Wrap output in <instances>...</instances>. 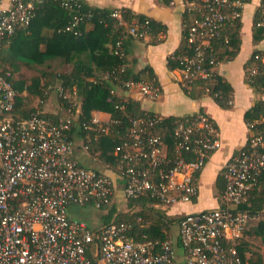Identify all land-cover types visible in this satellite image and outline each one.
<instances>
[{
  "label": "built area",
  "instance_id": "built-area-1",
  "mask_svg": "<svg viewBox=\"0 0 264 264\" xmlns=\"http://www.w3.org/2000/svg\"><path fill=\"white\" fill-rule=\"evenodd\" d=\"M42 1L10 0L8 7H2L0 0V46L17 29L28 26ZM157 1L180 5L191 14L183 25L189 50L177 57L180 88L188 92L198 79L214 81L221 44L228 42L226 28L240 21L243 1ZM60 3L75 12L65 30L74 29L87 16L79 11V0ZM111 15L121 20L119 10ZM253 25L264 29V0ZM127 33L146 36L136 24ZM115 53L123 55L121 40L115 43ZM253 59L264 62V53H255ZM247 70L250 78L258 66ZM120 88L151 99L159 96V87L146 80L123 79ZM111 93L118 96L115 90ZM18 94L10 71L0 69V264H253L250 253L242 257L236 244L251 221H264V209L250 212L242 207L264 174V133L253 132L264 116L246 121V144L223 165L218 206L176 215L174 236L137 241L131 235L132 224L116 221V213L137 209L138 204L129 207L128 201L140 198L166 213L173 205L192 202L199 192L197 176L220 146L212 118L202 111L185 115L174 120L171 134H166L164 116L128 113L125 102L130 98L118 96L114 108L121 117L102 120L92 114L84 125L98 128L101 134H94L95 140L111 125L125 129L118 134L114 162H102L93 145L71 134L80 111L74 87L71 93L59 91L67 105L60 101L56 113L38 108L25 118L14 112ZM231 102L230 98L227 103ZM112 206L116 213L105 221L102 217ZM73 208L102 214L90 224L71 216Z\"/></svg>",
  "mask_w": 264,
  "mask_h": 264
},
{
  "label": "trees",
  "instance_id": "trees-1",
  "mask_svg": "<svg viewBox=\"0 0 264 264\" xmlns=\"http://www.w3.org/2000/svg\"><path fill=\"white\" fill-rule=\"evenodd\" d=\"M61 0H43L36 4L35 13L28 26L17 29L0 46V69L10 71L11 79L19 94L15 102L14 112L20 117H28L31 112L41 109L42 103L47 100L50 91L57 93L58 101L66 104V99L59 96V91L71 93L72 88L76 89L80 101V111L77 120L73 122L71 134H77L83 141L95 147L99 159L114 162L113 149L118 141V134H122L124 127L119 128L111 125V130L106 134L94 139V134H101L94 125L91 128H84V125L92 117L93 111L109 113L110 118H119L121 113L114 108V101L118 96L111 93V90L120 88V81L123 79L146 80L157 85L151 69L135 70L127 58L132 40H141L143 37H133L127 33L128 27L136 24L138 30L145 29L146 35H154L165 31V25L148 18L142 14L135 13L129 8H118L121 20L112 17V8L92 7L81 3L80 12L87 14L74 29L65 30V27L72 19V14L63 8ZM257 9L253 22L256 20ZM183 25L191 17L187 11L183 12ZM89 24L90 27L86 28ZM254 27L253 39L259 40L264 37V29ZM42 28L51 29L50 34H42ZM240 21L229 24L225 34L228 42L221 44L223 52H219L218 60L226 61L231 59L239 49ZM121 40L123 55L115 53V43ZM152 42H155L154 40ZM9 43V44H8ZM43 48H39V44ZM7 44V46H6ZM189 45L184 36L183 45L179 51L173 54L174 60L185 54ZM261 53L253 52L250 60L246 63L244 74L245 81L257 94L254 104L245 112L246 121H251L264 116V62L255 61L253 55ZM180 54V55H179ZM20 56V57H19ZM170 64L171 58L168 59ZM258 66L255 74L247 76V68L253 65ZM122 68V70H120ZM108 73V78L102 76ZM206 86L208 91L205 90ZM231 86L215 72V80L205 82L196 80L191 89L187 92L190 97H201L210 95L220 106H227L230 99ZM36 98L32 106L27 104L28 97ZM111 99L108 100V99ZM126 112L134 114L149 113L140 109L135 100L129 99L125 102ZM52 114V113H48ZM184 118L178 116L164 117L167 126L166 134L172 132V122ZM123 126H126L125 117L122 118ZM254 133H264V121L253 128ZM248 136V134H247ZM219 186V185H218ZM138 204L139 207L129 212H117L112 206L105 215V221L116 213V221L130 222L133 226L131 235L137 241L140 240H162L168 236L169 227L175 224L178 218L166 213L165 210L154 208L147 204L146 200L128 201L131 207ZM250 212H257L264 209V174L260 177L258 184L251 190L249 199L242 206ZM248 229L242 239L236 244L242 257L245 252L250 253L248 259L253 264H264L262 252H251L249 239L246 237ZM256 235L260 238L264 247V221L257 222Z\"/></svg>",
  "mask_w": 264,
  "mask_h": 264
},
{
  "label": "crops",
  "instance_id": "crops-1",
  "mask_svg": "<svg viewBox=\"0 0 264 264\" xmlns=\"http://www.w3.org/2000/svg\"><path fill=\"white\" fill-rule=\"evenodd\" d=\"M79 1L92 7L129 8L135 13L165 25L164 32L146 35L141 40H132L127 53V58L135 70L151 69L159 87V96L151 99L136 91H126L122 88H116L115 92L118 96L137 101L140 109L145 112L157 113L164 117H181L202 111L212 118L219 132L220 146L210 154L197 176L199 187L197 197L192 202L180 204H186L188 209L185 213L218 206V196L224 186L221 175L222 167L231 155L246 144L248 131L245 112L258 97L254 89L245 81L244 69L253 52L264 53V37L256 41L253 39L254 14L261 0H242L239 49L231 59L220 61L215 67L216 73L231 86L232 102L227 103V106H220L210 95L190 97L178 84L180 66L178 61L172 58L173 54L183 45L184 16L180 5L169 6L157 0ZM9 3L10 0H1L2 7H8ZM89 27L90 25L87 24L86 28ZM41 32L50 34L51 29L42 28ZM153 40L155 42H152ZM39 48H43L42 43L39 44ZM219 52H223V49ZM169 58H171L170 64ZM92 114L102 120L109 118V113L103 111H93ZM104 218L105 216L102 217ZM94 222L96 223V219L92 223ZM246 237L248 238V235Z\"/></svg>",
  "mask_w": 264,
  "mask_h": 264
},
{
  "label": "rangeland",
  "instance_id": "rangeland-1",
  "mask_svg": "<svg viewBox=\"0 0 264 264\" xmlns=\"http://www.w3.org/2000/svg\"><path fill=\"white\" fill-rule=\"evenodd\" d=\"M20 57V56H19ZM36 98H33L31 96L28 97L27 104L34 105L36 103ZM61 105L59 104L57 93L53 90L50 91L47 100L42 103L41 110L46 113H56ZM91 161L89 160V163ZM92 163V162H91ZM96 164V163H95ZM100 166L101 163L97 162V166ZM186 204H177L171 206L167 213L172 214L174 216L179 215L181 213H184L187 211ZM69 214L71 216L79 217L81 219H86L88 223H92L95 219H99L101 217L102 211L98 210H89L86 208H73L72 210H69ZM90 215V216H89ZM90 218V219H89ZM92 218V219H91ZM250 231H248V239L250 243V251L251 252H262L264 255V247L261 244L260 238L255 234V231L257 229V222L251 221L249 224ZM177 230V224H172L169 227V234L170 236H174Z\"/></svg>",
  "mask_w": 264,
  "mask_h": 264
}]
</instances>
